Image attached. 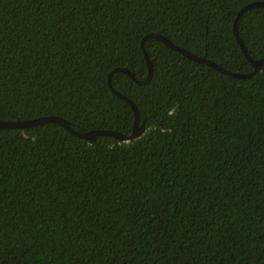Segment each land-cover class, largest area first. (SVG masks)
Listing matches in <instances>:
<instances>
[{
  "label": "trees",
  "instance_id": "1",
  "mask_svg": "<svg viewBox=\"0 0 264 264\" xmlns=\"http://www.w3.org/2000/svg\"><path fill=\"white\" fill-rule=\"evenodd\" d=\"M254 2L0 0V121L129 136L134 113L109 75L147 78L149 34L252 73L233 28ZM238 31L264 59V8ZM145 48L147 85L112 78L141 138L0 130V264H264V63L238 79L157 39Z\"/></svg>",
  "mask_w": 264,
  "mask_h": 264
},
{
  "label": "water",
  "instance_id": "2",
  "mask_svg": "<svg viewBox=\"0 0 264 264\" xmlns=\"http://www.w3.org/2000/svg\"><path fill=\"white\" fill-rule=\"evenodd\" d=\"M257 7L264 8V2H254V3H251L247 6H245L238 13L237 18L234 22V28H233L234 36L236 38L237 43L240 45L242 52L244 53V55L246 56L248 61H250V63L252 64V66L254 68V71L252 73L240 74V73L228 71V70L224 69L223 67H221L220 65L216 64L215 62L208 60L206 57H198V56L192 54L191 52L174 45L168 38H166L160 34H149L148 36H146L143 39V41L141 43V48H142V51L144 53V57L146 59V63H147V67H148L147 78L144 81H139L138 79H136L134 74L132 72H130L129 69L119 68V69H116L115 71H113L109 75V79H108L109 88L111 89L112 93L115 94L120 99L126 101L133 110V113H134V129H133L132 134L129 136L123 135L120 132L108 131V130L92 131L89 133H78L71 127L70 123L67 120L60 118V117H56V116L43 117V118H38V119H34V120H29V121H16V122L0 121V130H23L24 131V130L32 128V127H36V126H40V125H44V124H48V123H55V124L62 126L67 132H69L73 135H76L82 139H85L87 141H93L97 136L113 137L114 139H116L120 142H129L131 140L139 139L146 132V123H145V121L141 122L139 110H138L137 106L134 104V102L131 101L128 97H126L122 93L115 90L114 87L112 86V78H113L114 74L117 72L118 73L120 72V73H123V74L129 76L138 85H147L152 80V77L154 74V65H153L152 60L149 58V56L147 54L145 44H146L147 40H149V39H157V40H160L161 42H163L171 50H174V51H177V52L183 54L190 61L208 65L209 67H211V68H213V69H215V70H217V71H219L225 75L234 77V78L249 79L261 70L262 65L264 63V59L254 61L250 58L248 50L245 47L244 42L239 35L238 23H239L240 18L242 17V15L245 12H247L248 10H250L252 8H257Z\"/></svg>",
  "mask_w": 264,
  "mask_h": 264
},
{
  "label": "rangeland",
  "instance_id": "3",
  "mask_svg": "<svg viewBox=\"0 0 264 264\" xmlns=\"http://www.w3.org/2000/svg\"><path fill=\"white\" fill-rule=\"evenodd\" d=\"M145 143L149 145L151 143V139L147 136H144Z\"/></svg>",
  "mask_w": 264,
  "mask_h": 264
}]
</instances>
